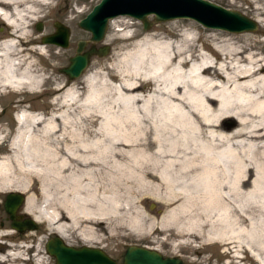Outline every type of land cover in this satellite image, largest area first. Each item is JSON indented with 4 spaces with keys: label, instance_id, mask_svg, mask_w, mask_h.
Here are the masks:
<instances>
[{
    "label": "bare ground",
    "instance_id": "6f19581e",
    "mask_svg": "<svg viewBox=\"0 0 264 264\" xmlns=\"http://www.w3.org/2000/svg\"><path fill=\"white\" fill-rule=\"evenodd\" d=\"M51 1L0 0V21L9 29L3 39L0 33V92L38 90L44 80L28 52L43 53L45 44L29 27ZM261 1L249 0L247 10L263 27ZM120 34L129 38L132 31ZM176 34L173 40L172 34L144 33L117 61L85 76L83 89L71 84L56 93L58 110L48 116L18 109L9 154L0 156V192L26 190L34 173L45 184L58 183L75 163L76 185L68 189L75 196L63 195L61 212L48 204L36 210L31 193L22 210L62 239L70 227L92 241L100 223L112 231L114 220L133 231L144 228L136 204L125 218L135 184L170 202L162 218L177 231L224 246L236 262L246 251L264 264V56L251 50L264 36L251 33L243 42L211 37L209 56L192 35ZM25 42L38 45L26 48ZM3 137L0 130V144ZM58 137L63 141L56 146L51 142ZM101 168L100 189L95 174ZM179 217L186 221L176 223ZM22 253L7 249L0 264Z\"/></svg>",
    "mask_w": 264,
    "mask_h": 264
},
{
    "label": "rangeland",
    "instance_id": "374dc122",
    "mask_svg": "<svg viewBox=\"0 0 264 264\" xmlns=\"http://www.w3.org/2000/svg\"><path fill=\"white\" fill-rule=\"evenodd\" d=\"M97 1L98 0H52V4H49L47 8H44V16L31 21L29 30L32 36L36 38L38 44L41 43L40 38L42 35L54 31V21H59L68 27V44L66 47H60L51 43H43L45 44V52L43 53H37L29 49V60H33L35 62L37 69H39V72L44 76V80L41 82L38 90H9L6 92H0V130H2V136H4V140L2 141V144H0L1 157L9 154L7 143L14 134L16 124H14L13 115L18 109H28L29 111L41 113L45 116H48L51 112L57 111L58 106L52 103L56 93L61 94L59 92L65 90L71 84L79 86L83 89L85 76H92L96 71H100L102 66H108L117 61L122 54L132 50V43L144 33H159L162 35L172 34L171 39L174 40L175 38H178L176 33L179 35V33L186 32L193 36L194 42L199 48L204 47L203 53L209 56L212 46L211 41L209 40L211 37H215L217 40L221 38H231L233 40L243 42L245 36L252 35L257 32L259 40H261L264 36V25L261 27L260 23L257 21L256 28L253 30H247V32H234L224 29L205 27L194 19L187 17H176L163 21H157L152 23L148 28L144 29L140 20L129 15H118L112 18L113 22L116 24H110L109 21L103 38L95 43V45L102 43L109 45L108 53L101 57L95 55L91 56L83 73L75 77L70 83H67L65 75L61 73L58 68L67 63V57L73 53L76 40L87 39L89 36V32L87 30L77 26V21L83 17ZM211 1L225 7L237 9L241 13L253 19L252 14L247 10L249 0ZM261 4L264 5V1H261ZM147 18L151 19L152 15H147ZM37 22H40L41 24L39 30L35 28V24ZM127 29L132 31V36L129 38H123L120 33ZM1 32L3 38L8 36L7 34L9 29L6 27V23L4 21H0V33ZM37 43L34 44L25 42L24 47H34L35 45H38ZM88 45L89 43L86 42L84 48ZM251 50L259 52L264 56V43L261 42L256 44V46L251 48ZM214 58L216 60L219 59L218 55ZM57 84L59 86L61 85V88L56 89L55 85ZM75 107V105H72L70 106V109L71 113L77 118L79 117V108ZM77 108L78 110H76ZM60 137L53 140L50 139L52 140L51 143L57 146L62 144L63 140H65L68 144L72 142L68 136H65L63 140H60ZM73 164L75 163H72V167L61 171L63 177L61 176L58 180L59 184L51 181L52 183H47V185L43 182L41 177L35 173L32 174L31 179L28 182V188L24 191L19 190L24 195V200L19 208V211L22 212V210H24L23 205L25 195L31 193L34 195V206H36V210L39 207H43L45 204H48V207H55L58 213L61 212L60 201L62 200L63 195L75 196V191L68 190L76 185V168ZM103 174L104 172L102 168L97 170L95 174V178L97 179L95 180L100 189L104 184V178L102 177ZM130 185V192L135 196V198L130 204L131 207L129 206L127 208V216L125 215V218L127 220L129 214L135 213L136 204L137 208L139 207L137 215L138 218L141 217V227L144 224V228L142 227L143 230L140 229L138 231H133L132 229L126 227L125 224H122V222L114 220L112 222L114 228L112 231L103 229L102 224L100 223L98 226L97 239L89 241L96 245L103 244L101 248H103L107 254L116 258L117 264H121V252L129 243L153 247L165 255L181 253L180 257L183 264H259L251 258L249 253L246 251L241 253L242 257L240 258V262H236V258L223 251L224 246L217 243L212 244L211 242H204L203 238H199L192 233H190L191 236L188 235L187 237L185 232L177 231L169 219L162 218L165 210L170 206V202L168 203L161 200L160 202L158 199L153 198V196L144 193L141 187L135 184ZM7 191L8 190L2 191L3 193L0 192V253H4L7 249H11L13 251L20 250L23 253L22 257L13 261H5L2 264H35V258L40 256L43 257L42 264H55L53 256L49 255L44 248V241L46 237L52 233L48 231L44 221H38V226L34 230L18 232L10 228L9 220L6 218L2 205L4 195ZM185 221V218L179 217L175 222L184 223ZM150 222H153L154 225L152 224L149 229H146ZM160 223L163 227L160 226ZM66 233L67 235L63 239L71 245H75V238L82 240V237L73 228H67ZM189 240L192 242H189ZM24 243L26 245L29 244V246H21V244ZM36 246L39 247L37 253L35 251Z\"/></svg>",
    "mask_w": 264,
    "mask_h": 264
},
{
    "label": "water",
    "instance_id": "95a60500",
    "mask_svg": "<svg viewBox=\"0 0 264 264\" xmlns=\"http://www.w3.org/2000/svg\"><path fill=\"white\" fill-rule=\"evenodd\" d=\"M149 14L152 15L151 19L147 18ZM117 15H129L140 20L144 29L154 22L176 17L192 18L205 27L234 32L256 28V22L252 18L237 9L211 0H98L77 21L78 27L89 32L88 38L77 39L73 53L67 57V63L58 68L65 75L67 83L83 73L91 56L101 57L108 53L109 45L95 43L103 38L108 19ZM53 26L54 31L41 36V43L66 47L69 39L68 27L59 21H54ZM40 27V22H37L35 28L39 30ZM86 42L89 45L84 48ZM23 200L21 191L10 190L5 193L2 201L10 228L18 232L34 230L38 226L37 221L30 215L19 211ZM44 248L53 256L55 264H117L100 247L86 244L75 247L56 233L44 241ZM121 263L183 264V261L176 255H163L153 247L130 243L122 252Z\"/></svg>",
    "mask_w": 264,
    "mask_h": 264
},
{
    "label": "flooded vegetation",
    "instance_id": "af4514ba",
    "mask_svg": "<svg viewBox=\"0 0 264 264\" xmlns=\"http://www.w3.org/2000/svg\"><path fill=\"white\" fill-rule=\"evenodd\" d=\"M51 235H53V233H51L50 235H48L47 237H46V239L49 237V236H51ZM45 239V240H46ZM82 244H86V245H93V246H99V247H102V245L103 244H94V243H92V242H89V241H84V240H78L77 238H75V247L76 246H79V245H82ZM149 247V246H148ZM103 249V248H102ZM124 249V248H123ZM104 250V249H103ZM122 252H123V250H122ZM122 252H121V255H120V260H121V256H122ZM163 254V253H162ZM163 255H165V254H163ZM171 255H176V256H180L181 255V253H175V254H171ZM113 257V256H112ZM114 258V257H113ZM116 259V258H115Z\"/></svg>",
    "mask_w": 264,
    "mask_h": 264
}]
</instances>
